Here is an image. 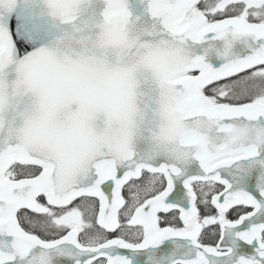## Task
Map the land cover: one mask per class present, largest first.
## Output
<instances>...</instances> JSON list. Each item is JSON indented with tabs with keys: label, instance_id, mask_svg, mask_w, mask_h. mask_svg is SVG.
<instances>
[{
	"label": "snow or ice",
	"instance_id": "1",
	"mask_svg": "<svg viewBox=\"0 0 264 264\" xmlns=\"http://www.w3.org/2000/svg\"><path fill=\"white\" fill-rule=\"evenodd\" d=\"M0 264H264V0H0Z\"/></svg>",
	"mask_w": 264,
	"mask_h": 264
}]
</instances>
